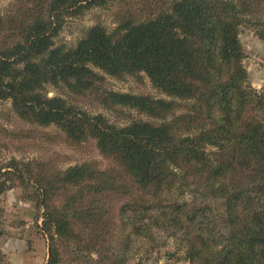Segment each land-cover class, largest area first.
Masks as SVG:
<instances>
[{"label":"trees","instance_id":"1","mask_svg":"<svg viewBox=\"0 0 264 264\" xmlns=\"http://www.w3.org/2000/svg\"><path fill=\"white\" fill-rule=\"evenodd\" d=\"M95 8L113 10L112 26L58 41L67 19ZM242 27L264 41V0L0 7V136H17L3 121L14 114L74 144L93 139L111 161L62 169L0 159V195L36 188L45 264H128L135 245L160 233L187 264H264V88L249 81ZM142 72L167 97L111 89L102 74ZM0 260L13 264L1 247Z\"/></svg>","mask_w":264,"mask_h":264},{"label":"rangeland","instance_id":"2","mask_svg":"<svg viewBox=\"0 0 264 264\" xmlns=\"http://www.w3.org/2000/svg\"><path fill=\"white\" fill-rule=\"evenodd\" d=\"M14 1L0 0V7L8 8ZM112 13L113 10L109 8H95L83 17L67 19L58 41L75 43L89 26L98 22L112 26ZM239 38L246 53L244 65L249 81L261 90L264 88V41L247 27L241 28ZM102 74L106 76L107 86L111 89L167 97L143 72L124 78ZM49 94L52 95L53 91ZM84 99L90 101L89 107H98L93 96ZM6 111H9V107ZM105 113L112 118H119L113 113ZM128 113L135 117H145L134 109ZM125 119L121 118V121ZM3 121L9 129L16 131L17 136L13 140L0 136V159L15 156L24 163L30 162L33 167H37L36 162H46L62 169L86 161L96 162L102 168L111 164L110 158L100 152L93 139L74 144L55 126L30 124L14 114L6 116ZM36 195L33 184L19 185L0 195V247L5 258L13 264H45L47 261L48 239L41 229L42 219H36ZM179 246L173 238H166V235L160 233L154 245H135L128 264H187L184 250ZM0 264L4 263L0 260Z\"/></svg>","mask_w":264,"mask_h":264}]
</instances>
